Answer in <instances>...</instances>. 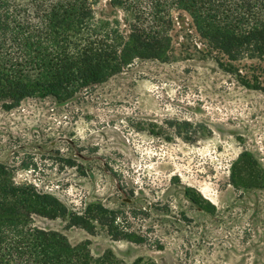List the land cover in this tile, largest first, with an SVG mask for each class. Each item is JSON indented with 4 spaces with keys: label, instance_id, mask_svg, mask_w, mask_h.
I'll return each mask as SVG.
<instances>
[{
    "label": "rangeland",
    "instance_id": "374dc122",
    "mask_svg": "<svg viewBox=\"0 0 264 264\" xmlns=\"http://www.w3.org/2000/svg\"><path fill=\"white\" fill-rule=\"evenodd\" d=\"M183 20L170 63L135 61L66 103L0 106V186L73 212L99 203L142 243L32 214L0 226V264H22L11 248L33 228L126 263L264 264V93L201 59Z\"/></svg>",
    "mask_w": 264,
    "mask_h": 264
},
{
    "label": "trees",
    "instance_id": "16d2710c",
    "mask_svg": "<svg viewBox=\"0 0 264 264\" xmlns=\"http://www.w3.org/2000/svg\"><path fill=\"white\" fill-rule=\"evenodd\" d=\"M179 16L201 59L264 93V0H0V106L9 111L35 98L66 103L135 61L170 63ZM32 214L142 243L120 231L116 213L99 203L73 212L32 185L0 186V226ZM18 233L11 258L22 264H154L126 263L110 251L93 256L57 231Z\"/></svg>",
    "mask_w": 264,
    "mask_h": 264
}]
</instances>
